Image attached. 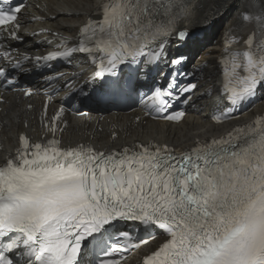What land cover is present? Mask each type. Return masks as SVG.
<instances>
[{"label":"snow or ice","instance_id":"snow-or-ice-1","mask_svg":"<svg viewBox=\"0 0 264 264\" xmlns=\"http://www.w3.org/2000/svg\"><path fill=\"white\" fill-rule=\"evenodd\" d=\"M225 3L235 15L217 61V125L235 120L233 112L264 89V0ZM203 7L202 0H101L75 41L49 29L31 33L50 34L37 43L56 48L31 56L19 50L29 35L21 34L26 0H0V111L7 116L4 93L33 94L20 83L25 64L50 67L82 54L93 67L86 82L99 84L100 98L137 93L142 77L166 68V83L153 80L144 94L147 114L182 123L202 67L189 68L171 48L188 42L193 24L222 15L217 8L210 19ZM57 80L47 77L48 87ZM78 91L92 98L97 89ZM211 95L205 88L198 98ZM47 109L45 102L41 139L18 131L15 148L0 157V264H130L133 255L140 264H264V113L180 150L155 138L104 150L64 144L65 108L51 118Z\"/></svg>","mask_w":264,"mask_h":264},{"label":"bare ground","instance_id":"bare-ground-1","mask_svg":"<svg viewBox=\"0 0 264 264\" xmlns=\"http://www.w3.org/2000/svg\"><path fill=\"white\" fill-rule=\"evenodd\" d=\"M101 0H47L39 8H34L32 14L41 17V21L34 24L32 27L56 30L60 33H73L75 26L82 22L95 9L96 5ZM203 2V11L206 10V1ZM212 2L211 5H214ZM237 6H239L237 4ZM224 1L222 6V15L218 16V23L211 31L200 41H193L194 49L201 53V60L205 62V67H202L201 91L202 95L205 88L209 93H212L211 98L204 97L194 99L195 105L185 116L180 124H168L160 121H147L143 124L133 123L128 114H112L108 113L103 116L96 115L97 123L101 126L100 132L93 131L92 123L85 122L78 118H67L68 127L62 134V139L77 140L87 138L92 135V141H100L106 146H112L119 143H129L133 140H148L155 138L156 140L167 141L170 144H175L179 149L192 143L194 137L206 138L207 135H213L221 132L222 126L214 125L209 121V115L213 111L217 100L215 99L217 88L216 86V68L215 57L219 52V39L223 30L229 27L233 16L234 9H228ZM54 17V19H53ZM24 19V18H23ZM27 27L25 30H28ZM29 34L27 31H22L21 34ZM30 34L26 37V42L19 46V50H27L31 45ZM199 63V62H198ZM201 95V96H202ZM200 97V96H199ZM8 103L3 106L7 116L3 111L0 116L1 122H4L3 128H0V157L6 154L9 135L12 131L23 129L21 123L27 121L28 126L33 122V110L20 108L22 105L21 99H16L14 96H7ZM30 103L36 102L30 99ZM258 111H264V103L258 105ZM224 130V128L222 129ZM115 132L117 138L113 140L109 135ZM139 256H133L129 261L130 264H138Z\"/></svg>","mask_w":264,"mask_h":264}]
</instances>
